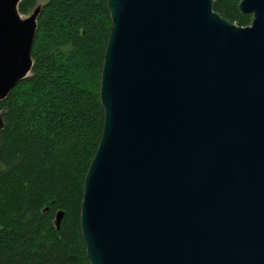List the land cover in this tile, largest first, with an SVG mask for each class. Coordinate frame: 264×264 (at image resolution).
<instances>
[{
  "label": "water",
  "instance_id": "water-1",
  "mask_svg": "<svg viewBox=\"0 0 264 264\" xmlns=\"http://www.w3.org/2000/svg\"><path fill=\"white\" fill-rule=\"evenodd\" d=\"M21 1L0 0V102L34 64L42 5L23 18ZM107 4L104 129L81 205L90 264H264V0L240 2L247 27L214 0Z\"/></svg>",
  "mask_w": 264,
  "mask_h": 264
},
{
  "label": "trees",
  "instance_id": "trees-1",
  "mask_svg": "<svg viewBox=\"0 0 264 264\" xmlns=\"http://www.w3.org/2000/svg\"><path fill=\"white\" fill-rule=\"evenodd\" d=\"M241 1L214 0L213 9L247 27ZM38 5L31 74L0 102V264H90L81 205L104 129L111 13L107 0H22L19 11Z\"/></svg>",
  "mask_w": 264,
  "mask_h": 264
},
{
  "label": "rangeland",
  "instance_id": "rangeland-1",
  "mask_svg": "<svg viewBox=\"0 0 264 264\" xmlns=\"http://www.w3.org/2000/svg\"><path fill=\"white\" fill-rule=\"evenodd\" d=\"M45 1H43V3H44ZM29 15H23V18H27Z\"/></svg>",
  "mask_w": 264,
  "mask_h": 264
}]
</instances>
